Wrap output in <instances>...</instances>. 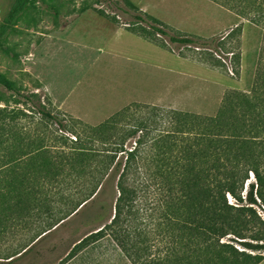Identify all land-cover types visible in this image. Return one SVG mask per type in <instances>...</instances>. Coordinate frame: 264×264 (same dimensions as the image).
<instances>
[{
	"label": "trees",
	"instance_id": "trees-1",
	"mask_svg": "<svg viewBox=\"0 0 264 264\" xmlns=\"http://www.w3.org/2000/svg\"><path fill=\"white\" fill-rule=\"evenodd\" d=\"M214 1L264 27V0ZM126 2L139 11L134 14V26L128 28L132 32L162 47L177 43L198 61L240 75L242 51L234 40L242 32L241 25L226 34L205 37L182 32ZM29 5H35L34 0H18L12 14ZM98 12L118 22L116 16ZM0 84L16 89L2 73ZM130 109L126 106L96 125L77 118L82 128L72 130L41 108L60 130L73 131L76 137L61 134V144L71 141L73 145L69 151L60 147L56 154L42 144L31 150L13 143L12 156L0 159V218L37 202L41 186L51 178L62 191L78 185L81 196L60 210V217L40 234L46 235L93 202L113 179L115 212L88 235L96 238L92 242L110 230L137 264H260L264 219L256 206L264 205V38L250 89L228 90L216 114L154 105L148 117L128 127L119 121ZM120 131L123 135L116 140ZM132 137L134 146L127 147ZM4 145L0 139V149L8 147ZM155 215L162 219V239H169L158 254L153 252L148 227ZM40 235L11 258L31 249Z\"/></svg>",
	"mask_w": 264,
	"mask_h": 264
},
{
	"label": "rangeland",
	"instance_id": "rangeland-1",
	"mask_svg": "<svg viewBox=\"0 0 264 264\" xmlns=\"http://www.w3.org/2000/svg\"><path fill=\"white\" fill-rule=\"evenodd\" d=\"M130 1L186 33L211 37L241 25L242 32L234 40L242 51L240 75L198 61L192 51L177 43L162 47L148 40L159 48L156 54L137 49L129 52L125 47L130 40L125 36L127 42H115L99 53L98 40L92 45V39L109 36L114 30L132 32L128 28L134 26V14L139 11L126 0H34L35 5L15 16L12 11L18 0H0V73L16 85L10 90L0 84V139L8 146L5 150L1 147L0 159L12 156L13 143L17 142L31 150L42 144L55 154L60 147L71 149L72 142L61 144L59 136L75 139L76 135L60 130L41 108L54 113L72 130H80L76 122L96 125L128 106L130 114L119 122L131 127L132 122L148 117L154 105L214 115L228 90L250 89L264 27L214 0ZM98 9L116 16L118 22ZM183 53H189L188 57ZM227 61L231 63L230 58ZM67 94L88 116L80 117L73 112L78 110L63 105ZM111 106L112 110L100 116ZM122 135L120 131L116 140ZM135 140L128 139L127 147L134 146ZM61 188L51 178L41 186L37 202L0 218V264H137L120 248L110 230L94 242L96 238L88 236L115 212L117 185L113 179L79 213L40 235L60 217L62 208L81 196L78 185ZM256 207L264 219V205ZM161 222L155 215L148 225L156 254L169 241L162 239ZM38 235L40 239L31 249L11 258ZM84 238L85 243H79Z\"/></svg>",
	"mask_w": 264,
	"mask_h": 264
},
{
	"label": "crops",
	"instance_id": "crops-1",
	"mask_svg": "<svg viewBox=\"0 0 264 264\" xmlns=\"http://www.w3.org/2000/svg\"><path fill=\"white\" fill-rule=\"evenodd\" d=\"M104 36L105 35H100L99 36V39L98 38L92 39L93 40L92 45H94L96 43V42H94L95 40H98V43H97L99 45L98 47L99 48H102V49H99L98 48L97 51L99 53H101L102 51L103 52H106V48H109L110 46H114L115 42H118V41H122L123 43L124 42H127V41H125V36H127L129 38V40L131 41V42L129 41L128 47H125V48H127V50L129 52H131L134 49L135 50L137 49V50L146 51V52H151L152 51V53L156 54L157 50L159 49V48H157V46L153 45L152 43H150L145 38H143V37H141V36H139V35H137L135 33H132V32H129V31H125V30H122V29L121 30H118V31H115L114 30L113 33H111L109 36H105V37ZM132 42H134V43H133V46L131 47L130 45L132 44ZM117 51H120L121 52L122 49H118ZM64 97L65 98L63 100V105H66L69 108H73V109L75 108V110H78L79 112L81 111L79 113L78 111L75 112V111H73V110L70 109L74 113L78 114L80 117L81 116L82 117L88 116V113H86L84 110H82L80 108L79 103H77L76 101H74V99L71 98L70 95L67 94V95H64ZM113 107L114 106H111L110 108H108L107 111L104 112V113H101L100 116L105 115L108 111L112 110ZM89 115H91V114H89ZM67 263H68V261L67 262H64L63 264H67ZM260 264H264V260Z\"/></svg>",
	"mask_w": 264,
	"mask_h": 264
}]
</instances>
